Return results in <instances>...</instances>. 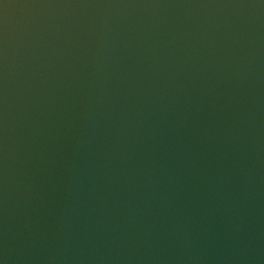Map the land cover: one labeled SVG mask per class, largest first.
I'll return each mask as SVG.
<instances>
[{
    "label": "water",
    "instance_id": "95a60500",
    "mask_svg": "<svg viewBox=\"0 0 264 264\" xmlns=\"http://www.w3.org/2000/svg\"><path fill=\"white\" fill-rule=\"evenodd\" d=\"M0 264H264V0H0Z\"/></svg>",
    "mask_w": 264,
    "mask_h": 264
}]
</instances>
